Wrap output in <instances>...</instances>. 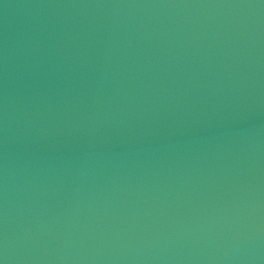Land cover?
I'll use <instances>...</instances> for the list:
<instances>
[{
  "label": "water",
  "instance_id": "water-1",
  "mask_svg": "<svg viewBox=\"0 0 264 264\" xmlns=\"http://www.w3.org/2000/svg\"><path fill=\"white\" fill-rule=\"evenodd\" d=\"M0 264H264V0H0Z\"/></svg>",
  "mask_w": 264,
  "mask_h": 264
}]
</instances>
